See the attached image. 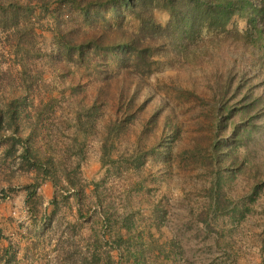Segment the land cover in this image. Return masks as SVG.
I'll list each match as a JSON object with an SVG mask.
<instances>
[{
  "label": "rangeland",
  "instance_id": "obj_1",
  "mask_svg": "<svg viewBox=\"0 0 264 264\" xmlns=\"http://www.w3.org/2000/svg\"><path fill=\"white\" fill-rule=\"evenodd\" d=\"M154 14L162 25L170 19L163 9ZM30 17L34 51L24 66L15 56L21 33L14 37L13 30L0 28V108L6 111L14 98L27 97L20 108V136L33 131L31 150L53 159L68 189L46 180L28 206L25 187L36 178L20 158L22 146L8 141L11 131L0 132V229L4 234L0 264H89L96 253L99 264H264V189L254 200L249 198L254 182L250 168L223 188L221 203L230 208L210 212L215 168L206 157L214 133L206 100L219 74L210 58L203 55L179 65L161 56L157 70L144 82L148 91L157 93L148 114L160 108L162 100L168 104L161 112V124L144 132L140 121L128 123L112 140V151L103 164L106 128L117 122L115 102L99 107L88 136L77 131V114L91 107L97 83L91 84L92 75H83L85 90L74 91L78 71L83 73L85 68L60 53L54 30L109 24L136 31L138 23L128 13L117 19L107 10L94 24H86L76 9L57 4L49 13L38 10ZM236 28L245 32L247 19L236 15L224 20L225 32ZM222 51L224 46L218 53ZM107 62L116 65L111 57ZM23 73L33 77L29 88ZM168 114L180 130L170 139L162 136ZM258 123L254 133L258 146L249 157L251 164L264 163V118ZM82 149L83 160L78 156ZM65 172L75 173L78 187L84 189L80 202ZM95 183H99L96 193Z\"/></svg>",
  "mask_w": 264,
  "mask_h": 264
},
{
  "label": "trees",
  "instance_id": "obj_2",
  "mask_svg": "<svg viewBox=\"0 0 264 264\" xmlns=\"http://www.w3.org/2000/svg\"><path fill=\"white\" fill-rule=\"evenodd\" d=\"M255 1L0 0V28L6 32L13 30L14 37L21 33L15 56L18 64L24 66L29 60V53L34 51V43L29 40V34L35 33L30 16L38 10L45 14L56 4L60 8L70 6L82 15L86 24H94L104 17V11L107 10L117 19L128 13L136 20V31L126 30L122 25L114 28L109 24L102 28L96 27L97 29L69 25L65 28L58 26L54 30L58 37L56 39L60 53L66 55L70 62H79L85 68L83 73L78 71L80 80L74 91L85 90V83L81 81L83 75H92L95 77L92 80L95 81L91 84L97 83L93 87L95 95L91 107L84 113L77 114V131L85 137L88 136L94 127V118L99 107L108 105L111 101L115 102L117 122L106 128L101 156L103 164L107 163L112 151V140L119 137V133L128 123L140 121L144 132L156 130L159 123L161 124V112L168 104L162 100L161 107H156L148 114L147 109L157 97V93L148 91L149 88L144 85L145 78L160 65L161 56L164 60L179 65L200 60L203 55L210 58L215 73H219L210 88V99L206 100L211 108L207 118L212 123L214 133L206 157L209 166L215 168L212 171L213 204L210 206V212L216 214L230 208L229 205L221 203L223 188L238 174H244V169L250 168L253 172L254 182L249 198L254 200L264 189V163L251 164L249 159L258 146V141L254 140V133L260 127L258 122L264 118V0L257 3ZM157 9H163L169 14L170 19L166 25L157 21L154 14ZM236 15L247 19L248 28L245 32L237 28L225 32L224 20ZM23 37H27V40L22 39ZM220 46H224L223 53H218ZM41 52L39 49L38 57ZM96 56H101L104 60L97 61ZM109 57L116 61L115 67L107 62ZM23 75L29 88L32 83L30 79L33 77L29 73ZM144 89L145 98L141 100ZM195 98L204 100L199 96ZM26 101V96H19L9 103L6 111L0 108V132L11 131L12 137L8 141L15 146H22L20 158L36 178L35 183L25 187L26 203L30 206L31 201L37 197L38 189L46 180H50L56 187L60 186L62 190L68 188L61 183L53 159L31 150L33 131L27 137L20 136V108ZM162 124L163 137L168 136L170 139L180 132L169 114ZM251 145L254 148H251ZM78 156L83 160V149ZM141 157L142 154L139 160ZM79 166L80 164H77L78 169ZM64 176L67 184L75 189V199L80 202L85 192L78 187L75 173L65 172ZM95 186L96 193L99 183H95ZM3 237V231L0 229V240ZM91 260L92 264H99L97 253Z\"/></svg>",
  "mask_w": 264,
  "mask_h": 264
}]
</instances>
